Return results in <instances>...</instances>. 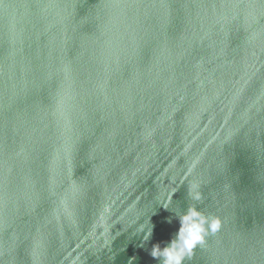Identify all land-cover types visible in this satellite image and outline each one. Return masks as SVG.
I'll list each match as a JSON object with an SVG mask.
<instances>
[{
	"label": "water",
	"instance_id": "obj_1",
	"mask_svg": "<svg viewBox=\"0 0 264 264\" xmlns=\"http://www.w3.org/2000/svg\"><path fill=\"white\" fill-rule=\"evenodd\" d=\"M188 207L183 264H264V0H0V264H158Z\"/></svg>",
	"mask_w": 264,
	"mask_h": 264
},
{
	"label": "clouds",
	"instance_id": "obj_2",
	"mask_svg": "<svg viewBox=\"0 0 264 264\" xmlns=\"http://www.w3.org/2000/svg\"><path fill=\"white\" fill-rule=\"evenodd\" d=\"M188 195L193 200H199L200 196L195 191V186L191 187ZM179 228L174 236L161 247L159 243L153 245L150 255L158 264H183L186 258H191L193 250L198 244H203L206 232V225L215 232L220 222L212 219L210 222L195 208L188 207L187 211L177 215ZM171 222V221H169ZM149 233L147 238L151 237Z\"/></svg>",
	"mask_w": 264,
	"mask_h": 264
}]
</instances>
